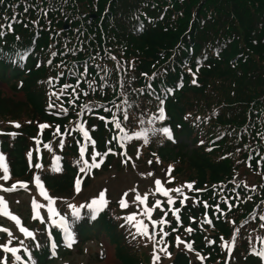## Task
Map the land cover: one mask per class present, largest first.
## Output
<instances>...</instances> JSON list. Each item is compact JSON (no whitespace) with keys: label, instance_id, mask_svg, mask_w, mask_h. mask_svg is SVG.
<instances>
[{"label":"trees","instance_id":"16d2710c","mask_svg":"<svg viewBox=\"0 0 264 264\" xmlns=\"http://www.w3.org/2000/svg\"><path fill=\"white\" fill-rule=\"evenodd\" d=\"M0 25V82L16 92L20 81L18 91L32 109L31 119L59 125L60 134L72 138L67 150L73 154L86 143L74 130L79 121L89 130L95 126L90 135L97 151L112 147L116 153L104 158V170L116 155L132 152L135 136L122 141L124 148L115 141L108 145L117 130L99 119L111 121L103 108L122 119L123 111L114 107L120 105L135 125L124 122L130 136L137 128L154 141L162 134L160 128L171 130L172 140L159 146L152 141L144 151L160 159L180 158L195 172L197 188L205 189L195 197L210 207L199 206L194 218L207 213L218 234L226 237L232 230L218 193L241 190L246 175L236 172L239 166L261 178L254 183L262 192L253 194L255 204L264 196V0H0ZM65 84L78 89L76 105H96L94 111L67 103L71 88L57 100L52 93ZM51 99L56 115L46 110ZM62 102L67 114H57ZM159 107L164 109L163 120L156 119ZM87 149L92 150L91 144ZM13 155L21 165L18 148ZM72 177L67 168L51 185L53 191H69ZM220 182L229 185L211 186ZM261 215L264 202L257 218ZM191 227L193 248L209 255L207 261L216 260L219 237L204 238L195 222ZM235 229L242 238L241 228ZM206 238L214 243L208 245ZM174 264L188 261L179 253ZM244 264H258V258L247 256Z\"/></svg>","mask_w":264,"mask_h":264},{"label":"rangeland","instance_id":"374dc122","mask_svg":"<svg viewBox=\"0 0 264 264\" xmlns=\"http://www.w3.org/2000/svg\"><path fill=\"white\" fill-rule=\"evenodd\" d=\"M23 100V94H15L13 91L9 90L7 86L0 85V137L8 133H18L19 130L25 128L27 120H31L32 109ZM16 124H18L19 127H16ZM60 139L62 138H55L53 141L48 143L51 145V151L44 147H40L36 144V142L33 143L29 140L22 139L24 144L27 146L25 158L30 170L28 177L24 178V180L17 178H10L8 181L0 180V184H3L5 187H10L12 183L17 181L27 182V188H20L19 185H17V189L15 191L5 192L0 190V196L4 197L8 204L9 211L13 214L16 211L21 216L25 217L28 212H32V209L29 208V204H31L33 198L36 200L39 199L38 202L42 204L47 203V201L39 195V192L33 182V176L40 175L41 179H43V177H47L49 179L54 178L60 180L59 177L61 176V171L56 172L52 170L54 163H56L54 161L55 156L61 157L64 154L66 156L64 163L70 164L71 166H79L76 163L79 155L74 158L70 155H66L65 152L67 142L64 140V147L61 148L59 147ZM6 140L10 144L13 139L7 138ZM160 142L163 141L161 139H156L152 144L156 146V144L159 145ZM144 145L150 146L151 142L145 143L144 140H136V143L132 148V152L127 153L125 157L116 156V159L114 158V161H111V164L106 170H103L100 167L98 169H92L88 173H80L78 170L76 172L75 179L78 176L82 178L81 190L78 193L76 192L74 186L75 179L73 181L72 189L67 192L63 191L57 193L46 189L50 196L56 198L54 207L61 216L65 217L69 228L73 233L74 242L72 244L75 247L76 245L78 246L73 249H71L72 246L69 248L71 250L67 252L65 260L61 259L54 263L45 262L43 264H121L122 262H127V264H153V244L155 241H149L147 238L140 236H136V238L133 239V235L130 233L134 234L135 229L131 227V225L126 224L121 218L133 212L142 211L143 206L137 208L131 203L134 199L135 193L130 191L128 192L127 197H125V199L129 202V206L127 208L121 209L118 201L120 200L122 194L128 189L136 187L137 191L143 195L145 192L149 191V189L154 187V179L159 178L163 182L167 179L166 172L168 171L169 166H171V176L174 177V181L171 184H166V187H177L188 182L195 183L196 178L194 171L189 170L187 166L184 164L182 165V163L178 161L168 162L165 159H159L154 153L146 154L144 151ZM37 147H39V153L36 151ZM30 151L32 152L31 160L33 165L31 167L29 166V159L27 156V153ZM90 153L91 151H89L88 154L85 153V159L89 160V162H91ZM97 160H99V157H97ZM149 161H151V163H149ZM36 163H40L42 168H35L34 165ZM246 171L247 167L241 165L236 172L240 175H247ZM149 172L154 175L150 177L142 175ZM2 175L3 173L1 171L0 176ZM256 177L257 176L249 175L245 182L254 184L256 182L254 178ZM54 181L57 182L58 180ZM101 190H106V199L108 201L107 206L100 211L105 223V233H103L99 238L95 237V241H89V239H92V236L85 239L83 242L82 238H79V241L77 238L79 222L72 217V210L68 208V204L79 207L82 204L90 203L91 199L97 197L99 191ZM185 192L190 196L191 191L185 189ZM160 199L162 201L165 200L164 197H160ZM153 202V198L149 196V206H151ZM188 204L194 205L195 203L190 200L187 201L185 205ZM176 206H180L179 203H177ZM39 211L45 218V221L48 222L46 208H42ZM80 211L82 215L91 214L87 208H82ZM161 214L162 213H160L158 209L155 210L153 213V219H158ZM137 218L140 219L142 217L138 216ZM171 218H169V220ZM4 219H7V217L0 215V225L9 228L12 231L13 236L16 237L13 241H17L20 235L23 234L19 232V229L15 226L13 221L10 220V223L2 222ZM32 220L27 222L26 227L29 228V230L33 229ZM36 223L37 225L44 227L46 230V227L43 225L45 223H41L39 220H36ZM145 223H149V221L145 219ZM122 224L124 225L123 227H121ZM52 226L53 227L48 228L49 233L51 232L54 235L58 232L57 234L61 238L62 235H60L59 227L55 225ZM150 231H152L151 228ZM156 231H158V228ZM232 234H235V232ZM47 235H43L41 233L35 234V238L41 246V250L42 248L44 250L47 249ZM1 238L8 239L6 234H1ZM156 239L158 240L159 236H157ZM241 241L242 240L239 242ZM162 246L163 245L156 244V254L161 256V260L158 264H170L172 254L177 251H183L188 254L189 264H203L201 260L196 258V255L184 248V245L176 247L175 240V250L171 253L170 258L166 257L164 253L159 252V248ZM167 249L169 250V246ZM22 254L26 259V254ZM242 256L243 252L234 251V247L230 256L227 249H222L221 258L212 264H225L226 260L228 264H243ZM9 261L10 263L13 262L12 259ZM29 261H31V263L34 262V256L32 253ZM15 262L17 264L16 260Z\"/></svg>","mask_w":264,"mask_h":264},{"label":"snow or ice","instance_id":"6c2138e0","mask_svg":"<svg viewBox=\"0 0 264 264\" xmlns=\"http://www.w3.org/2000/svg\"><path fill=\"white\" fill-rule=\"evenodd\" d=\"M27 10V9H26ZM3 25H0L2 27ZM9 29L11 26H8ZM53 56L56 55V53H52ZM113 60H115V57H112ZM51 63V61H49ZM87 72V68H85L84 73H80V76L83 77L85 73ZM75 74V73H73ZM60 75H63V73H60ZM52 78H50L49 83H51ZM195 82V81H193ZM79 84V80H77V85ZM149 88H151V85H148ZM72 89L71 92L68 93L70 99L67 101L69 104H73L74 106H78L81 111H87L89 113H92L94 111V108L96 105L89 106L88 104L83 105H76L75 100L77 98V91L78 89L70 84H65L63 88L60 90L59 93H52L53 96L56 97L57 100H60V96L65 93L67 89ZM89 88L92 89V91H96V89L92 88V84L89 83ZM85 96L88 95L87 92L84 93ZM124 105L128 104L127 100H124L122 102ZM160 104H163V100L160 101ZM49 108L56 107V105L50 101ZM102 107V106H101ZM114 107L117 109V111H123V117L122 119L117 117L116 112H113L109 108H103V111L106 113H110L111 115V121L106 120L105 116H99V119L102 121H105L106 127L110 123L116 130V134L113 135L106 143L108 145H111L113 141H115L117 144H119L120 148H124V143L122 141H127L133 139V136H135L137 139H139L141 136L144 138V142H148V136L146 133L141 132H134L131 136L128 134V132L125 130L124 122H129L130 127H135L134 123H132V116H130L129 112L126 109H121L120 105H114ZM159 116L156 117V119L163 120L164 117V109L163 107L158 108ZM68 109L63 106V102L59 106V112L57 114H67ZM77 116L80 115V113H76ZM140 123H143V120L140 121ZM16 127H19L18 124L15 125ZM52 127L49 124L46 123H40L38 125V128L42 132L44 129ZM78 134H80L83 137V141L86 143H81L79 146V157L76 161V163L80 166L79 171L80 173H88L92 169H98L101 164L104 162V158L109 154H116L113 153L112 147H108L106 151H97L96 144L97 142L92 138L90 135V131H95V126H92V128L86 129L85 122L79 121L75 125L74 129ZM67 131V130H66ZM160 132L163 133L164 136H166L168 139H173L172 132L168 127H162L159 129ZM54 135L59 136L60 135V127L59 125L55 126V131L53 133ZM71 134V133H69ZM14 135V134H11ZM36 140V144L39 145L40 141L37 138H34ZM77 143H80L77 141ZM203 143V141H201ZM65 144L64 139L59 140V147L63 148ZM88 144H91L92 150L90 153L91 156V162L89 160L85 159V153L88 148ZM43 147L46 149H49L51 151V145L50 144H43ZM37 153H39V147L36 148ZM124 155L126 156L127 153L125 152ZM28 159H29V166L32 165V152L30 151L27 153ZM97 157H99V160H97ZM61 159L60 156H55L53 166V171L59 172L61 171V168L59 166V160ZM159 162V161H157ZM151 163V161H149ZM259 163V162H258ZM134 166V165H133ZM35 168L41 169L42 165L40 163H36L34 165ZM0 171H2L3 175L0 176V180L8 181L10 179V170L9 166L6 162V157L3 153H0ZM146 176H153L154 174L149 172L147 174H142ZM166 177L163 182L161 179L156 178L153 181L154 187L149 189V191L145 192L143 195L140 194L137 191L136 187H133L131 189H128L125 191L120 200L118 201L119 206L121 209H125L129 206V202L125 199L127 197L128 192L135 193L134 199L131 201L133 205H135L137 208L140 206L142 207V211L139 212H133L131 214L125 215L121 217L126 224L131 225L135 229V233H130L133 235V239L136 238V236H140L143 238H147L149 241H155L153 244V264H158V262L161 260V256L156 254V244L163 245L159 248V252L164 253V255L168 258L171 257V253L167 251V242L165 240V237H168L170 235L169 231H166V227H170L171 232H176L178 229L177 227H171L172 224L175 225H181V208L185 206L187 201H190L195 203L196 200L194 197H190L186 194L185 189L189 191L194 192H202L205 191V189H199L194 188V182H188L181 186L177 187H166V184H171L174 181V177L171 176V166H169L168 171L166 172ZM33 182L35 184L36 189L39 192V195L44 198L45 201H47L46 204H42L38 202L35 198L31 201V209H32V219L39 220L41 223H46L45 218L41 215L40 209L46 208L47 210V220L51 222V224L62 228L65 233V238L68 240L69 245L71 246V243L74 242L73 240V233L69 228L68 222L66 221L65 217L61 216L56 208L54 207L56 198L49 195L48 191L46 190L43 181L40 177V175H34L33 176ZM81 182L82 178L77 177L74 181V186L76 192H80L81 190ZM17 185H19L20 188H27V182L17 181L15 183H12L10 187H5L3 184H0V190H3L5 192H11L15 191L17 189ZM247 187V185H245ZM149 196H151L154 200V202L149 206ZM160 197H164L165 200H161ZM107 199H106V190H101L98 193L97 197H94L91 199L90 203L82 204L79 207L68 204V208L72 210V217L76 220H79L81 218V209L87 208L91 213V218L95 219L97 213L103 210L104 207L107 206ZM179 203L180 207H176V204ZM203 204V207L205 209H208L210 205L207 201L201 202ZM159 210L160 213H162L158 219H153V213L155 210ZM217 210H219V206H217ZM171 214L172 220H169L167 217ZM0 215L7 217L9 220L13 221L15 223V226L19 229V232L22 233L25 237H31L33 240H35V234L33 231L29 230V228L22 225L21 219L13 214L11 211H9L8 204L4 197L0 196ZM142 217L138 219L137 217ZM145 219L149 221V223H145ZM190 220H194V217H189ZM261 220H264V215L260 216ZM201 223H207L211 224L212 221L208 219L207 213L204 214V219L201 221ZM124 225L122 224L121 227ZM261 228H264V224L260 225ZM150 228L152 231H150ZM158 228V231L156 229ZM186 233H191L194 231L192 227H186L184 229ZM0 232L6 233L8 240L6 243L0 244V264H9V260L7 257L3 256L2 253H10L12 257L15 258V260L19 261L21 260V256L18 255V252L20 251L19 248L15 246H10L13 239H16V237L13 236L12 231L9 228L0 226ZM157 236H159V239L157 240ZM51 237V233H49V238ZM221 241H223V238L221 237ZM206 242L209 244L214 243L212 240H208L206 238ZM21 246H23V241H20ZM235 244V234L233 235L231 241H223L221 244L222 249H227V252L229 256L231 255V252L233 250ZM261 244L264 245V238H261ZM175 245L176 247H180V245H184V248H186L188 251H193V245L190 242H185L179 235L175 237ZM36 247H40L39 243L37 242ZM56 245L55 243L52 244L53 250L55 249ZM24 251L27 253L28 249L24 248ZM55 255V251L52 253ZM252 254L257 255L262 261H264V247H262L259 251L255 249V247L252 248ZM196 258L203 261L205 258L200 255L199 252L196 253ZM29 259H31V254L29 253ZM225 264H228L227 260L225 261Z\"/></svg>","mask_w":264,"mask_h":264}]
</instances>
